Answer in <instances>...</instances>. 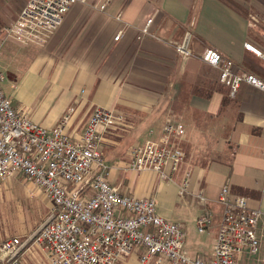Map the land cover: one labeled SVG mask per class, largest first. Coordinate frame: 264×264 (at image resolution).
<instances>
[{
  "label": "crops",
  "instance_id": "0c3cea01",
  "mask_svg": "<svg viewBox=\"0 0 264 264\" xmlns=\"http://www.w3.org/2000/svg\"><path fill=\"white\" fill-rule=\"evenodd\" d=\"M29 1L0 0V28L15 22ZM150 19L154 35L140 40ZM120 32L124 37L115 41ZM187 32L190 57L176 51ZM207 48L232 60L237 72L264 80V0H89L72 8L46 44L6 41L0 71L6 77L5 94L34 123L53 129L69 115L68 133L74 139L97 108L125 113L129 129L105 134L101 147L111 183L122 194L155 198L159 214L183 227L186 254L209 260L221 229L219 198L225 186L264 214V92L243 85L231 98L220 71L201 60ZM33 100L39 114L25 105ZM169 119L186 126L178 142L185 159L173 179L127 169L128 151L159 141ZM186 179L189 186L182 195ZM40 194L34 192L35 203L50 210L51 200ZM11 203L0 182V244L22 239L37 227L38 220L29 224L22 211L13 215ZM205 211L212 221L200 233L197 220ZM259 235L261 251L252 264L264 262V232ZM32 249L24 250L22 264H50L44 252ZM251 258L244 254L238 263L251 264ZM119 264H139L138 256Z\"/></svg>",
  "mask_w": 264,
  "mask_h": 264
},
{
  "label": "built area",
  "instance_id": "2783aa9c",
  "mask_svg": "<svg viewBox=\"0 0 264 264\" xmlns=\"http://www.w3.org/2000/svg\"><path fill=\"white\" fill-rule=\"evenodd\" d=\"M89 0H30L18 19L0 28V55L6 41L22 45L46 44L49 35L65 22L77 4ZM107 3L98 10L104 12ZM154 20L141 30L140 40L153 36ZM120 32L115 41H120ZM191 34L186 33L178 54L193 56ZM245 48L261 56L251 44ZM201 60L220 71V81L235 98L243 85L264 92V80L251 73L236 71L232 60L219 50L207 48ZM6 77L0 71V179L22 176L49 197L53 207L47 220L26 239L14 238L0 244V264H21L29 246L44 252L50 264H119L134 255L139 264H239L244 254L256 257L261 251L259 233L264 232V214L251 209L248 199L222 189L224 207L212 258L193 259L185 251V231L159 214L155 198L122 194L110 181V167L101 150L105 134L125 132L129 120L118 110L97 108L79 139L68 133L71 116L53 129L34 123L27 111L16 106L3 90ZM186 135L181 120L169 119L159 141L132 147L126 155L127 169L141 174L157 173L171 181L185 159L178 142ZM189 186L185 180L181 194ZM197 198L206 203L199 193ZM212 221L205 211L197 220L200 233Z\"/></svg>",
  "mask_w": 264,
  "mask_h": 264
},
{
  "label": "rangeland",
  "instance_id": "374dc122",
  "mask_svg": "<svg viewBox=\"0 0 264 264\" xmlns=\"http://www.w3.org/2000/svg\"><path fill=\"white\" fill-rule=\"evenodd\" d=\"M25 105H27V109L29 110L31 114L33 115L39 114L40 106H38V103H36V100L30 101V104L27 103ZM125 157H124V160L126 162ZM0 182L4 186V191L8 192L12 197V203L10 205V208H12L13 215L16 214L17 212L16 210L18 209L22 211L23 214L27 217L29 224L35 223L38 220L37 225H36L37 227L34 228V231L28 234L27 236L22 237L23 240H26L30 238L34 234V232L38 229V227L47 220V218L49 217L51 213L52 208L48 210L45 207V205L37 206V204L35 203L36 198L33 195L34 192L39 191V193L41 194H44V193L37 186L25 180V178H23L22 176H16V177L6 179ZM35 205L37 207H35ZM36 208H38V210ZM35 210L39 214L34 212ZM261 244H262V241H261ZM30 247L31 246H29V248ZM32 248L39 249L36 246H33ZM257 261H258L257 257H255L253 259L251 258L249 262L252 264L253 262H257ZM21 262H22V259H21ZM260 264H264V262H261Z\"/></svg>",
  "mask_w": 264,
  "mask_h": 264
}]
</instances>
